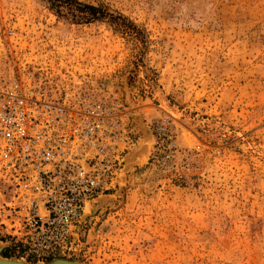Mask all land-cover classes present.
I'll use <instances>...</instances> for the list:
<instances>
[{
    "label": "rangeland",
    "instance_id": "obj_1",
    "mask_svg": "<svg viewBox=\"0 0 264 264\" xmlns=\"http://www.w3.org/2000/svg\"><path fill=\"white\" fill-rule=\"evenodd\" d=\"M80 1L134 27L0 0V82L17 78L58 101L101 99L131 143L114 186L86 205L72 250L45 261L7 233L12 189L0 176V255L264 264V0ZM164 115L176 146L154 152L150 122Z\"/></svg>",
    "mask_w": 264,
    "mask_h": 264
},
{
    "label": "built area",
    "instance_id": "obj_2",
    "mask_svg": "<svg viewBox=\"0 0 264 264\" xmlns=\"http://www.w3.org/2000/svg\"><path fill=\"white\" fill-rule=\"evenodd\" d=\"M150 126L154 152L172 151L170 118ZM129 143L122 117L101 99L58 101L40 86L1 81L0 176L12 189L7 233L37 261L69 253L86 205L114 186Z\"/></svg>",
    "mask_w": 264,
    "mask_h": 264
},
{
    "label": "trees",
    "instance_id": "obj_3",
    "mask_svg": "<svg viewBox=\"0 0 264 264\" xmlns=\"http://www.w3.org/2000/svg\"><path fill=\"white\" fill-rule=\"evenodd\" d=\"M50 9L57 15H66L74 22H91L106 19L122 29L133 28L134 25L121 14L109 13L102 4H94L80 0H45Z\"/></svg>",
    "mask_w": 264,
    "mask_h": 264
},
{
    "label": "water",
    "instance_id": "obj_4",
    "mask_svg": "<svg viewBox=\"0 0 264 264\" xmlns=\"http://www.w3.org/2000/svg\"><path fill=\"white\" fill-rule=\"evenodd\" d=\"M3 247L0 245V252ZM0 264H79L77 260H69L64 258H53L47 262L27 263L23 259L4 258L0 255Z\"/></svg>",
    "mask_w": 264,
    "mask_h": 264
},
{
    "label": "bare ground",
    "instance_id": "obj_5",
    "mask_svg": "<svg viewBox=\"0 0 264 264\" xmlns=\"http://www.w3.org/2000/svg\"><path fill=\"white\" fill-rule=\"evenodd\" d=\"M2 245V244H1Z\"/></svg>",
    "mask_w": 264,
    "mask_h": 264
}]
</instances>
